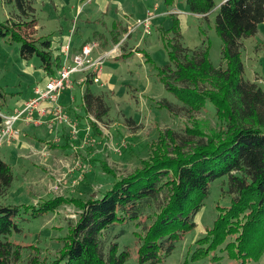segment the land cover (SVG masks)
<instances>
[{
	"label": "rangeland",
	"instance_id": "1",
	"mask_svg": "<svg viewBox=\"0 0 264 264\" xmlns=\"http://www.w3.org/2000/svg\"><path fill=\"white\" fill-rule=\"evenodd\" d=\"M29 1L35 8L34 16L38 23L36 29L22 30L26 37L34 40L50 39L53 42L52 48L56 51L62 43L71 41L69 31L72 30V34L76 31L72 46L86 38L89 33L92 42L101 45L97 52L95 50L94 58L99 53L113 50L112 45L105 47V41H112L114 19L123 21L128 31V27L145 18L141 17L143 10L145 12L153 9L155 5H164L161 0ZM214 2L217 7L206 18L191 13L184 0H174L173 6L164 5L161 10H168L167 15H160L158 20L152 21L149 33L139 27L127 39L124 36L119 54L127 49L128 44L131 51L138 49L142 55L148 53L151 61L158 68H162L168 63V53L163 39V42L159 39L162 38L161 29L175 28V23L179 22L183 46L189 50L204 49L207 46L210 61L219 69L226 62L222 60V40L215 31L221 0ZM16 12L17 9L12 5L0 0L1 23L14 18ZM261 30L256 40L249 38L243 41L242 60L245 79L264 89V30ZM103 35L106 38L102 39ZM19 48L18 41L10 44L5 39L0 40V90L7 95L6 100H0L2 114H9L16 108L22 110L24 102L17 106L18 102L32 97L30 90L33 91L36 85H41L46 75L39 66L40 60L36 57L28 62L22 60ZM104 64L105 70L100 76V83L93 81L89 85L92 92L96 96H102L110 107V113L104 122H99L103 137L95 135L87 122L92 119L98 123L93 112L86 114L82 108L85 89L76 80L73 81L75 75H81L76 73L71 77L73 83L65 89L66 100H63L64 107L71 106V109L63 108L73 128L68 122L55 120L53 112H50L46 117L48 125L39 124L38 127L30 128L29 135L33 140L9 142L0 149V158L13 167L15 175L14 184L6 196L0 198V205L35 207L44 201L64 196L84 201L93 197L100 198L115 180L133 174L154 154L181 146L176 144L178 142L184 145L193 144L198 137L207 139L220 133L222 128L215 118V109L211 104L208 103L205 109L188 110L165 89L141 55L133 52L124 59L107 58ZM81 76L84 84L87 76ZM79 82L81 83V79ZM167 103L173 106V114L163 107ZM189 150L187 147V151ZM107 167L111 173L104 172L103 169ZM211 186V194L204 202L205 206L195 217V229L187 232L175 244L173 252L156 264L242 263L241 258L232 259L226 248L227 243L235 241V237L229 238L215 250H210L209 254L197 255L201 245L206 243L204 240L200 243V240L209 235V229L217 220L220 209L231 206L226 178L213 182ZM79 213L80 209L65 205L50 215L22 221V233L12 238L17 244L33 246L23 250L22 261L17 264H29L36 257L42 264L54 260L62 247L57 240L65 237L70 220H77ZM144 220L145 217L142 218ZM124 228L123 236L117 239L119 250L130 252L125 264H138L139 247L135 236L138 229L134 223ZM120 229H116L114 234L119 233ZM32 247H36L38 251ZM195 256L196 259L193 258ZM246 264H264V252L258 258L253 256Z\"/></svg>",
	"mask_w": 264,
	"mask_h": 264
},
{
	"label": "trees",
	"instance_id": "2",
	"mask_svg": "<svg viewBox=\"0 0 264 264\" xmlns=\"http://www.w3.org/2000/svg\"><path fill=\"white\" fill-rule=\"evenodd\" d=\"M173 1L163 0V3L173 6ZM184 1L191 13L204 18L217 7L214 0ZM4 3L12 5L17 12L14 18L0 22V40L10 44L20 42L22 60L28 62L36 57L45 72L56 76L63 59L54 58L53 42L34 40L22 33L24 29L37 28L32 2L4 0ZM216 17L215 31L222 40V60L226 62L219 69L210 61L207 46L199 50L183 46L178 20L175 28L161 29L168 63L158 68L149 55L143 57L165 89L188 110L205 109L211 104L222 128L220 133L207 139L198 137L193 144L178 142L181 146L154 154L142 168L115 180L100 198L84 201L64 196L35 207L0 205V264L21 262L23 250L33 246L17 244L12 238L22 233V221L50 215L65 205L80 209L79 216L75 221L70 220L65 237L57 240L62 244L59 255L45 264H125L130 252L120 251L117 239L130 223L140 229L135 233L138 264H156L173 252L175 244L187 232L195 229V217L205 206L212 183L222 178L227 180L231 206L220 209L209 235L200 240L206 243L197 244L201 245L197 255L209 254L235 237L226 246L232 259L241 258L240 264H246L253 256H261L264 252V89L245 79L242 57L243 41L255 37L264 22V0H222ZM135 50L139 52L138 49L131 52ZM132 53L123 51L115 60ZM87 82L93 83L91 78ZM84 93L82 108L86 114L93 112L98 121L87 122L95 135L102 138L99 122H104L110 107L90 87ZM6 99V93L0 90V100ZM163 107L173 114L171 104ZM2 123L0 116V127ZM103 170L111 173L108 167ZM14 179L13 167L0 159V198L6 196ZM118 228L120 232L114 234ZM29 264L42 262L36 257Z\"/></svg>",
	"mask_w": 264,
	"mask_h": 264
},
{
	"label": "built area",
	"instance_id": "3",
	"mask_svg": "<svg viewBox=\"0 0 264 264\" xmlns=\"http://www.w3.org/2000/svg\"><path fill=\"white\" fill-rule=\"evenodd\" d=\"M156 16L155 11L148 10L145 18L138 20L132 27H128L126 39L132 35L135 29H139V27H142L145 33H149L151 31V22L155 20ZM70 42L71 41L68 40L61 45L60 51L63 55V61L59 73L56 76L50 77L44 86L37 87L35 89V97L27 102L22 110L12 115L2 114L0 112V116L3 119V125L0 127V148L4 146L5 143L19 140L20 130L16 128V123L19 120H23L29 124H37L34 117L35 110H37L42 117L53 112L55 120L61 123L62 121L68 122L70 127L73 128L60 103L62 92L71 85V77L76 73L86 74L87 78L85 80L88 81V79L91 78L92 81L100 83L104 61L107 58L115 60L123 53L119 54L122 50L121 45L123 43V41H120L117 45L113 46L111 52L104 53V55L94 58L93 54L100 46L97 42H89L81 48L80 52L72 55ZM136 54L140 55L139 52H136ZM43 103L47 104L46 108L40 107Z\"/></svg>",
	"mask_w": 264,
	"mask_h": 264
},
{
	"label": "crops",
	"instance_id": "4",
	"mask_svg": "<svg viewBox=\"0 0 264 264\" xmlns=\"http://www.w3.org/2000/svg\"><path fill=\"white\" fill-rule=\"evenodd\" d=\"M83 1H86V2H90L91 0H82V2ZM161 2L163 3V0H161ZM164 4V3H163ZM221 4H222V0H221ZM165 5V4H164ZM164 5H160V6H158V5H155V6H153V9H147L145 12H144V10H143V12L141 13V17H145L146 16V13H147V11L148 10H152V11H155V13H156V18H155V20L154 21H156V20H158V18L160 17V15H163V16H166L167 14V12H168V10H166V11H162L161 9H163L162 7L164 6ZM106 8V7H105ZM102 9H104V8H102ZM195 15V14H194ZM195 16H198V15H195ZM112 30H111V33H112V35H114L113 36V38H112V41L111 42H109L108 41V39H106V41H105V47L106 46H114L117 42H119V41H121L123 38H124V36L126 37L127 36V34H126V28H127V25H125L124 26V24H123V21H118V20H113V23H112ZM263 28V30H264V22L259 26V28H258V34L255 36V37H252V38H250V39H252V40H256V37L258 38L259 37V35H260V32L262 31L261 29ZM106 30V29H105ZM71 32H72V30H71ZM70 31H69V33H70V36H71V42H70V50H71V54L72 55H75L76 53H78V52H80L81 51V48L84 46V45H86V44H88L89 42H92V39H90V35H89V33H87L86 35V38H84V39H82V40H80V42H77L76 44H74V46H72V40H73V36L76 34V31L74 32V34H72ZM94 35V34H93ZM95 36V35H94ZM103 38H106L105 37V35H103V37H102V39ZM159 39H160V41H162V38H160L159 37ZM249 39V38H248ZM119 40V41H118ZM67 42V41H66ZM66 42H64V43H66ZM64 43H62L61 45H63ZM109 43H111V44H109ZM256 43L258 44V42L256 41ZM61 45H60V47H61ZM100 45V44H99ZM127 45V49L124 47V49H126V50H124V53L126 54H128V53H131V49L132 48H129V46H128V44H126ZM258 46V45H257ZM60 47H58L59 48V50H60ZM100 47H101V45H100ZM99 47V48H100ZM58 48L56 49V51H54V49L52 48V51L54 52L53 54V56H54V58H57V57H61L62 59H63V55H62V53H61V51H58ZM98 50H96V52H97ZM139 51V50H138ZM95 52V53H96ZM139 53L141 54L142 52L141 51H139ZM102 54H104V53H102ZM101 53H99V55L98 56H100V55H102ZM143 54H145V53H143ZM147 55H148V53H147ZM97 56V57H98ZM142 57L144 56V55H141ZM144 58V57H143ZM41 63V62H40ZM105 65V64H104ZM39 66H40V68L44 71V69H43V67H42V65L41 64H39ZM60 70V69H59ZM58 70V71H59ZM104 70H105V66H104V69H103V73L102 74H104ZM58 71L56 72V75H57V73H58ZM45 72V71H44ZM45 78L44 79H42L43 80V83L41 84V85H36V87L33 89V91H32V89L30 90L31 92H30V95H32V97H29V98H27L26 100H23V101H21V102H18V104H17V106L20 104V103H22V102H24L23 104L25 105L27 102H29L31 99H33V97H35V89L37 88V87H42V86H44V84L48 81L47 79L49 78V77H52L51 75H49L47 72H45ZM82 75V74H81ZM81 75H75V77L73 78L74 80V82H75V80L77 81V83L78 84H80V86L82 85V89L84 90H86L87 89V87H90L89 85V83L88 82H84V84H83V82H82V76ZM102 77H103V75H102ZM81 79V83L79 82V79ZM85 78H86V76H85ZM73 83V82H72ZM66 90H64L63 92H62V97H61V99H60V103H61V105L63 106V100H66V98H64V96H66V94H64V92H65ZM85 92V91H84ZM84 94L85 93H83V96H84ZM64 98V99H63ZM82 100L84 101V99L82 98ZM82 104H83V102H82ZM40 107H43V108H46L47 107V104L46 103H43V104H41V106ZM64 107V106H63ZM65 108V110H66V108H68V109H71V106H67V107H64ZM20 110V109H19ZM19 110L16 108L13 112H11V113H9L8 115H12V114H14L15 112H19ZM0 112H1V110H0ZM2 113V112H1ZM5 114V113H4ZM34 117H35V119H36V122H37V124L36 123H32V124H29V123H26L25 121H23V120H19L17 123H16V128L18 129V130H20V136H19V140H16V141H12V143H14V142H22L23 140H26V139H31V140H33L34 138L32 137V136H30L29 135V130H30V128H32L33 126H35V127H38L39 126V124H45V126H46V124L48 125L49 123H48V120H47V116H44V117H42V116H40V114H39V112L37 111V110H35V112H34ZM41 126V125H40ZM11 143V142H10ZM6 144H8V143H5V145ZM41 145H44V143H40ZM4 146H2L1 148H3ZM0 148V149H1ZM1 159V158H0ZM2 160V159H1ZM4 161V160H3Z\"/></svg>",
	"mask_w": 264,
	"mask_h": 264
}]
</instances>
